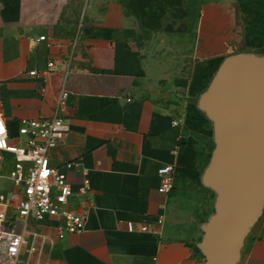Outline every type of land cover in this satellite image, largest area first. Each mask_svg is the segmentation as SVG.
<instances>
[{"label":"crops","instance_id":"0c3cea01","mask_svg":"<svg viewBox=\"0 0 264 264\" xmlns=\"http://www.w3.org/2000/svg\"><path fill=\"white\" fill-rule=\"evenodd\" d=\"M240 53L264 56V0H0V118L16 145L23 119L66 121L49 159L85 219L62 239L57 219L17 232L43 237L48 264H205L197 245L215 195L201 176L214 132L197 99ZM0 158L12 215L24 193L9 179L14 157ZM164 166L174 169L168 199ZM238 264H264V208Z\"/></svg>","mask_w":264,"mask_h":264},{"label":"water","instance_id":"95a60500","mask_svg":"<svg viewBox=\"0 0 264 264\" xmlns=\"http://www.w3.org/2000/svg\"><path fill=\"white\" fill-rule=\"evenodd\" d=\"M197 107L213 126L214 150L201 184L215 195L197 248L205 264H238L264 208V56L226 58Z\"/></svg>","mask_w":264,"mask_h":264},{"label":"built area","instance_id":"2783aa9c","mask_svg":"<svg viewBox=\"0 0 264 264\" xmlns=\"http://www.w3.org/2000/svg\"><path fill=\"white\" fill-rule=\"evenodd\" d=\"M48 69L54 64L48 63ZM48 72L45 73L47 75ZM36 76V71L29 73ZM67 93L58 98V107L66 103ZM177 125V123H174ZM69 131L66 121L59 115L50 119L27 120L20 122L18 129L22 143L12 144L8 128L0 118V153H7L14 157L15 166L9 173V179L16 187L23 189V198L12 209L8 197L0 196V264H48L42 259V250L37 240L43 237L32 234V242L27 239V231L17 232L19 222L29 220L42 222L57 219L58 238L62 239L66 233L77 234L84 229L85 219L70 208L72 189L64 172L51 166L49 152L55 149L62 136ZM1 161V158H0ZM72 164L66 165L71 168ZM161 179L160 193L168 199L173 190L174 169L164 166L158 170ZM88 185V181L84 183ZM163 217L157 219L160 228ZM147 231V227L142 228ZM158 234V229L154 230Z\"/></svg>","mask_w":264,"mask_h":264},{"label":"trees","instance_id":"16d2710c","mask_svg":"<svg viewBox=\"0 0 264 264\" xmlns=\"http://www.w3.org/2000/svg\"><path fill=\"white\" fill-rule=\"evenodd\" d=\"M198 251V250H197ZM198 253H199V251H198ZM200 254V253H199Z\"/></svg>","mask_w":264,"mask_h":264}]
</instances>
